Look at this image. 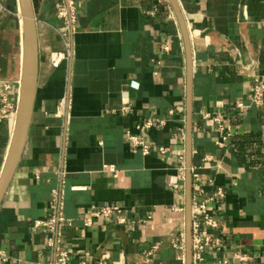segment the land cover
I'll return each instance as SVG.
<instances>
[{
  "label": "crops",
  "instance_id": "1",
  "mask_svg": "<svg viewBox=\"0 0 264 264\" xmlns=\"http://www.w3.org/2000/svg\"><path fill=\"white\" fill-rule=\"evenodd\" d=\"M59 1L34 3L37 85L0 205V249L8 264L54 260L51 233L35 221L50 217L58 188L67 264H137L153 245L155 264H186V52L176 14L169 0H72L65 20ZM177 2L193 66L192 207L225 190L207 205L222 246L205 261L264 264V98L251 100L256 75H264V0ZM22 37L19 0H0V175L19 101ZM149 118L162 124L137 128ZM105 204H118L126 222L92 217L86 225L92 206Z\"/></svg>",
  "mask_w": 264,
  "mask_h": 264
},
{
  "label": "built area",
  "instance_id": "2",
  "mask_svg": "<svg viewBox=\"0 0 264 264\" xmlns=\"http://www.w3.org/2000/svg\"><path fill=\"white\" fill-rule=\"evenodd\" d=\"M72 0H60L57 4L58 15L65 20L72 17ZM9 85L3 86L1 100L4 106L8 105L7 91ZM264 98V75H256L252 90V102L255 105H261ZM63 106V105H62ZM127 109V108H126ZM161 120L147 119L137 128H150L154 125L160 126ZM128 139L135 147H140L144 154L150 152V145L148 142L138 139L135 135L128 133ZM161 154L167 153V148L164 146L158 147ZM182 163L181 170L185 171L184 157L180 156ZM193 177V176H192ZM225 197V190L218 188L212 195L204 199L202 202L193 205L192 207V251L194 264H208L205 261L204 254L209 250H219L222 246V238L214 234L219 228L220 221L218 217L207 210V205L213 202H219ZM51 215L46 220L35 221V226H44L51 233L47 245L54 249L55 258L49 264H67L70 259L68 250L61 247L63 240V230L69 225L68 220L63 215L62 192L55 188L52 190L50 202ZM102 218L105 222L115 220L117 224H124L125 217L121 214V207L118 204H105L101 206H92L90 216L85 218V224H91V218ZM184 250V246H181ZM158 254V246L153 245L140 254V259L137 264H155ZM9 256L5 250L0 249V264H8ZM184 260V257H183ZM227 264L226 261L222 262Z\"/></svg>",
  "mask_w": 264,
  "mask_h": 264
},
{
  "label": "water",
  "instance_id": "3",
  "mask_svg": "<svg viewBox=\"0 0 264 264\" xmlns=\"http://www.w3.org/2000/svg\"><path fill=\"white\" fill-rule=\"evenodd\" d=\"M36 0H19L22 17V74L19 101L16 106L15 124L0 175V205L12 181L22 153L27 135L38 75V38L34 3ZM179 23L186 52V222H185V263L193 264L192 251V173H191V135H192V79L193 66L190 40L186 22L177 0H169Z\"/></svg>",
  "mask_w": 264,
  "mask_h": 264
}]
</instances>
